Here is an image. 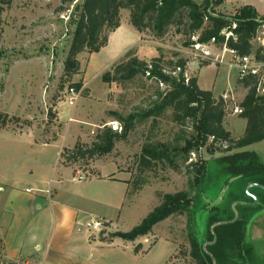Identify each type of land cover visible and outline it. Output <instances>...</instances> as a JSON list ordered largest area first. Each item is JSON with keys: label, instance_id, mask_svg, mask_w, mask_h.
Returning a JSON list of instances; mask_svg holds the SVG:
<instances>
[{"label": "rangeland", "instance_id": "1", "mask_svg": "<svg viewBox=\"0 0 264 264\" xmlns=\"http://www.w3.org/2000/svg\"><path fill=\"white\" fill-rule=\"evenodd\" d=\"M82 1L12 0L7 4L0 0V108L6 90L11 87L20 88L24 99L32 95L35 98L36 93L40 98L39 114L31 117L33 120L0 110L7 116L6 125L0 130L21 128L35 121L41 140L48 137L57 140L63 136L57 148H50L51 156L59 159L58 152L64 146H73L76 140L91 146L98 140L102 126L117 121L123 128L124 121L135 116L134 128L126 139L117 141L110 153L101 155L95 152L76 163H69L75 170L89 174L88 171L94 170L93 166L101 163L110 166L113 162L121 172L130 176L129 193L123 207L120 212L108 213L115 226L112 230L121 233L132 231L161 204L166 194L185 192L193 201L188 211L168 217L157 223L148 235L138 237L129 255L119 257L121 262L117 256L106 260L111 264H197L190 254L191 243L196 239L204 241L208 210L219 205L230 192L229 206L235 211L237 203L233 201L243 199L244 189L250 195L247 188L251 184L246 188L231 187L234 180L228 179L227 185L223 186L227 178L215 161L226 153L216 147L211 154L210 141L184 154L182 148L187 140L196 136V132L190 120L186 124L177 123L172 108L146 117L161 103L162 96L169 90L168 85H161L143 73L121 82H105L103 78L109 72L112 76L115 67L130 57L143 59L149 66L155 58L161 57L165 70L176 76L174 64L183 58L187 62L185 75L188 78L197 77L202 89L213 91L216 98H224V125L232 137L238 139L245 132L247 120L241 118L240 113H235L234 108L240 106L248 89L240 81L239 70L233 66L236 59L227 53L223 61H215L214 58L223 57V46L211 42L203 48L211 54L210 63L204 65L203 61L207 58L196 57L193 48L184 46L185 35L177 34L172 26L160 36L145 30L141 46L123 57L114 52L112 45L101 48L96 54L84 51L78 55V71L66 75L65 61L79 19L78 6ZM206 1L203 0V3ZM236 9L224 11L219 7L216 10L235 13ZM122 17H128L130 21V10L122 9ZM257 47L255 43L254 49ZM202 52L199 51L200 54ZM17 79L23 80V85L11 86L10 83ZM79 83L82 84L80 88L77 87ZM71 86L81 91L74 108L65 106L61 99L63 92ZM70 115L74 121L69 123ZM148 145L156 147V152L167 150L171 161L166 158L145 159L144 149ZM244 150L255 151L264 162V140ZM201 165H205L204 176L199 172ZM223 190L225 192L221 197ZM110 228L111 222L109 228L103 230L105 234H101L103 231L95 234L104 236ZM246 233V240L254 246L257 257L252 264H264V209L249 218ZM202 248H205L204 244Z\"/></svg>", "mask_w": 264, "mask_h": 264}, {"label": "trees", "instance_id": "2", "mask_svg": "<svg viewBox=\"0 0 264 264\" xmlns=\"http://www.w3.org/2000/svg\"><path fill=\"white\" fill-rule=\"evenodd\" d=\"M3 1L10 4L12 0ZM223 2L224 0H207L206 3L197 4L192 0H83L78 6L80 14L65 61V74L72 75L78 71L80 53H96L107 45L109 34L121 25L122 9L130 10V23L140 32L148 29L160 36L174 26L177 34L185 35L186 47L193 48L196 43L209 44L213 41L215 45H225L235 50L239 56L254 53L258 61L264 62V48L254 49L252 42L258 28L264 24V16L247 5L237 8L235 13L218 12L216 9ZM209 63V60L203 61L204 65ZM186 66V60L179 58L174 64V76L165 70L161 57L155 58L150 66L143 59L130 57L115 67L112 76L109 72L103 79L105 82H121L143 73L168 85L169 90L162 96L161 103L148 112L146 117L159 115L165 108H172L174 120L179 124H186L190 120L196 132V136L187 140L182 148L184 154L210 141L211 154H214L216 147L226 153L215 161L227 178L223 186L227 185L228 179L233 178L231 187L246 188L254 183L264 186V162L255 151L244 150L247 146L264 140V98L257 94V77L247 75L240 79L248 89L240 103L242 112L239 115L247 120V127L240 138L234 139L224 125V98H216L213 91L202 89L197 77L188 78L185 75ZM81 85L79 83L77 87L80 88ZM134 119L135 116H130L124 121L122 132H115L107 125L102 126L98 140L91 146L77 142L72 149H65V161L72 164L95 152L101 155L110 153L117 141L126 139L134 128ZM6 122L7 116L0 112V128ZM144 151L145 159L166 158L171 161V154L165 149L156 152V147L148 145ZM204 167L205 165H201L199 168L202 176L205 175ZM88 175H91L90 172ZM229 193L219 205L208 210L204 241L196 239L191 243L190 254L197 264H252L257 260L254 246L246 240V230L249 218L264 209V189L254 186L249 190L250 195L244 189L243 199L233 201L237 203L235 211L229 206ZM254 196L258 199L257 204H253ZM192 201L185 192L166 194L161 204L140 225L128 233L116 232L111 236L135 241L140 236L148 235L157 223L174 214L188 211ZM246 202L250 204H244Z\"/></svg>", "mask_w": 264, "mask_h": 264}, {"label": "crops", "instance_id": "3", "mask_svg": "<svg viewBox=\"0 0 264 264\" xmlns=\"http://www.w3.org/2000/svg\"><path fill=\"white\" fill-rule=\"evenodd\" d=\"M192 1L203 4V0ZM245 5L264 16V0H224L219 7L231 11ZM143 37L144 32L138 31L128 17H122L121 25L110 33L102 49L112 45L123 57L140 47ZM22 81L13 80L10 85L21 86ZM33 96L24 99L20 88L11 87L4 94L0 110L31 120L39 114L40 98L37 93ZM40 134L35 121L21 128L0 130V257L31 258L36 264H111L106 259L129 255L135 241L108 237L116 233L108 213L120 212L123 207L130 176L113 162L110 166L101 163L93 166L85 180L78 181L76 175L81 171L61 155L77 140L73 146H64L58 152L60 158L55 159L50 148H57L63 136L41 140ZM92 217L111 222L112 228L104 237L87 230L86 223Z\"/></svg>", "mask_w": 264, "mask_h": 264}, {"label": "built area", "instance_id": "4", "mask_svg": "<svg viewBox=\"0 0 264 264\" xmlns=\"http://www.w3.org/2000/svg\"><path fill=\"white\" fill-rule=\"evenodd\" d=\"M229 35V34H227ZM253 44H258V47L264 48V24L260 26L257 30L256 36L253 39ZM213 43V41H212ZM207 44H201L196 43L193 47V50L195 51L196 57L201 58H207L209 59L210 51L204 50V46ZM202 50V54L199 53V51ZM229 53L232 58H235L236 61L233 64L234 67H236L239 70L240 79L244 78L247 75H254L257 77V94L264 98V62H260L256 59L255 54H250L247 56H239L238 53L233 50L227 48L225 45L223 46V57L214 58L215 61H223L224 56ZM161 85H164V83H160ZM81 91L77 88L71 86L67 87L65 92H63L61 99L63 100V104L65 106H69L71 108H74L77 105V102L80 98ZM235 113H241L242 109L240 106H236L234 108ZM69 123L74 121V118L72 115L68 117L67 120ZM110 128L115 132H122L123 128L117 121H112L108 124ZM88 174L78 173L76 175V179L78 181H83L87 178ZM110 221L106 220L102 217H92L87 223L86 228L89 232L92 233H99L107 228H109ZM0 264H36L35 261L31 258H21V259H6L3 257H0Z\"/></svg>", "mask_w": 264, "mask_h": 264}, {"label": "water", "instance_id": "5", "mask_svg": "<svg viewBox=\"0 0 264 264\" xmlns=\"http://www.w3.org/2000/svg\"><path fill=\"white\" fill-rule=\"evenodd\" d=\"M211 9H212V6H211L210 9H209L210 12H211ZM145 69L148 70V67H146ZM234 179H235V178H233V180H234ZM254 186L261 187V188L264 189V186L254 183V184H251V185L248 186L247 191L249 192L250 188H251V187H254ZM224 192H225V190H223L221 197L223 196ZM254 199H255V202H254L253 204H257V203H258V199H257V197L254 196ZM244 204H250V203H244ZM253 204H252V205H253ZM105 233H106V232L103 231L101 234H105Z\"/></svg>", "mask_w": 264, "mask_h": 264}]
</instances>
